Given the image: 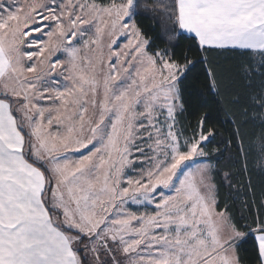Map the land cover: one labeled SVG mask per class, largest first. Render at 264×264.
Wrapping results in <instances>:
<instances>
[{"label":"snow or ice","instance_id":"snow-or-ice-1","mask_svg":"<svg viewBox=\"0 0 264 264\" xmlns=\"http://www.w3.org/2000/svg\"><path fill=\"white\" fill-rule=\"evenodd\" d=\"M254 174L264 0H0V264H264Z\"/></svg>","mask_w":264,"mask_h":264},{"label":"trees","instance_id":"trees-1","mask_svg":"<svg viewBox=\"0 0 264 264\" xmlns=\"http://www.w3.org/2000/svg\"><path fill=\"white\" fill-rule=\"evenodd\" d=\"M180 49L177 51H182L188 47V41L182 40ZM226 57H220L219 63L222 65V70L227 71L229 69L233 68V64L231 62L225 63ZM227 126V125H225ZM225 138L226 134H225ZM212 148L215 147V145L211 146ZM249 179V177H245V182ZM253 185L255 186V194L258 198L260 193L264 191V177L260 176L259 174H254L250 177ZM247 195L249 199H251V193L246 192V190H242L239 194L230 195L229 190L227 188L221 187L220 193H219V205L221 207H224L225 205L231 210V214L234 218V220L240 225L244 226L245 224H250L252 220V216L249 215L248 209L242 208V204L239 200V196ZM257 199V203H258ZM255 208L252 210V215H255ZM243 215V219H241V216ZM257 245V242L255 241L254 235H250L246 242L241 246L240 249V255L241 258L245 261V264H248V261L253 259V248Z\"/></svg>","mask_w":264,"mask_h":264},{"label":"rangeland","instance_id":"rangeland-1","mask_svg":"<svg viewBox=\"0 0 264 264\" xmlns=\"http://www.w3.org/2000/svg\"><path fill=\"white\" fill-rule=\"evenodd\" d=\"M121 41H123V38H121ZM73 155L75 156V155H78V154H73ZM218 203H219V200H218Z\"/></svg>","mask_w":264,"mask_h":264}]
</instances>
